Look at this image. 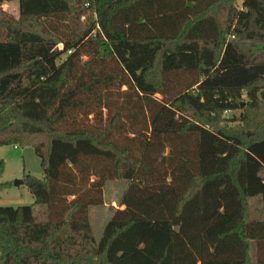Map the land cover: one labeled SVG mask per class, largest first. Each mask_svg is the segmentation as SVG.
Returning <instances> with one entry per match:
<instances>
[{
    "label": "trees",
    "instance_id": "1",
    "mask_svg": "<svg viewBox=\"0 0 264 264\" xmlns=\"http://www.w3.org/2000/svg\"><path fill=\"white\" fill-rule=\"evenodd\" d=\"M10 1L19 17L0 15V146L33 145L44 177L24 179L34 203L0 205V264H251L252 241L264 243V119L246 112L233 133L224 113L262 109L264 0L0 8ZM112 85L124 103L112 116L104 104L109 120L69 125ZM126 115L138 146L112 139ZM109 179L128 180L125 207L97 241L89 208Z\"/></svg>",
    "mask_w": 264,
    "mask_h": 264
},
{
    "label": "rangeland",
    "instance_id": "2",
    "mask_svg": "<svg viewBox=\"0 0 264 264\" xmlns=\"http://www.w3.org/2000/svg\"><path fill=\"white\" fill-rule=\"evenodd\" d=\"M243 1L244 0L236 1L239 8L241 7ZM5 14L19 17V4L16 1L4 2L0 8V15ZM61 25V31L66 34L70 33L72 28H74V26L72 24L70 25V23H62ZM59 46L61 48L62 44H60ZM258 46H262V44L257 43L254 47L256 53L261 52L258 49ZM65 56L66 55H64L63 58H65ZM185 77L186 85L184 83H181L182 87L187 86L191 81L190 77L186 74ZM172 84L173 82H170L169 85L172 86ZM123 89H126V86L123 87ZM109 93V95H104L102 101L98 102L97 100H94L91 102L90 106L84 108L83 110L71 112V114L69 115V125L70 122L74 124L73 126H84L87 124H95V121L99 122V120H109L108 109L104 107V104H111L112 114L110 112V116H112L115 114V111L118 107L117 105H123L124 103L123 93L117 85H112ZM174 94L175 93L170 92V97ZM157 97L160 100H164L166 98H169V95L157 94ZM246 99L244 100L246 101ZM260 102L262 103V109L258 108L254 110H245L244 108H238L235 110L226 111L224 113V116L227 119L224 122V126L227 127V130H230L233 133H237V128L243 124V115L246 112L248 114H252L253 116H260L258 120L264 119V98L260 97ZM245 104L246 103L244 102L243 106H246ZM130 120L131 117L129 115L124 116L123 122L125 123V126L121 129H118L113 134L112 139L117 140L120 143L133 144V146H138L139 140L144 139L143 136L137 137V139H132L136 140L133 141L134 143L127 142L130 140L129 136H133V134L129 133V131L136 132V130L139 128V124L137 123L136 126H132ZM246 130L251 131L253 129L251 127H248L246 128ZM0 161H3V172L1 173L0 180L5 183H10V187L4 189L1 193L0 205H11L14 207H18L20 205H28L34 203L35 197L30 191L26 182H24V179L28 174L35 175L40 178L44 177V172L41 166V158L36 154L34 146H21L19 144L1 145ZM16 180H21V183L17 185L15 183ZM127 186L128 180L125 179L107 180L103 188L104 202L100 205L90 206L89 218L97 241H100V239L102 238L106 225L108 224L114 210L116 208L123 209L125 207L124 205L120 204V200ZM250 260L251 264H264V243L252 241Z\"/></svg>",
    "mask_w": 264,
    "mask_h": 264
},
{
    "label": "water",
    "instance_id": "3",
    "mask_svg": "<svg viewBox=\"0 0 264 264\" xmlns=\"http://www.w3.org/2000/svg\"><path fill=\"white\" fill-rule=\"evenodd\" d=\"M242 104L244 105V102ZM15 183L18 185L21 183V180H16Z\"/></svg>",
    "mask_w": 264,
    "mask_h": 264
}]
</instances>
